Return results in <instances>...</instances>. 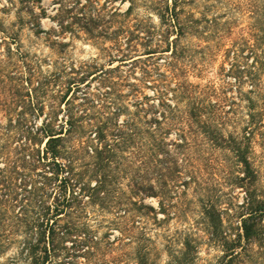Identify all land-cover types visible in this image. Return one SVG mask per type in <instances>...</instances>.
I'll use <instances>...</instances> for the list:
<instances>
[{
    "label": "rangeland",
    "instance_id": "374dc122",
    "mask_svg": "<svg viewBox=\"0 0 264 264\" xmlns=\"http://www.w3.org/2000/svg\"><path fill=\"white\" fill-rule=\"evenodd\" d=\"M31 1L27 9V0H11V3L0 0V264H29L23 222L35 218L46 204H51L48 224L53 220L54 226L65 222L84 224L87 230L79 232L75 239L73 235L63 240L64 253L45 264H136V254L146 250L149 264H167L169 236L176 229L190 228L197 229L196 236L202 238L199 261L214 263L221 253L220 247L209 243L201 231L204 220L199 198L209 194L210 188V195L219 196L223 205L242 201L243 189L232 177L240 170L232 152L208 146L209 154L202 160L205 165L198 161L202 167L200 185L196 189L191 184L186 194L173 198L178 206L171 209V214L178 213V218L172 216L167 222L157 224L150 213L137 208L141 194L138 197L132 193L133 174L137 177L142 173L140 169L134 171L140 161L132 148L121 153L118 168L108 170L112 191L104 200L97 197L91 201L82 194L80 186L86 181L90 185L95 182L91 176L93 160L79 146L84 145L93 125L108 124L107 128H111L114 122L131 114L148 118L153 112L158 114L163 102L186 108L189 102L186 94L193 88L196 96L200 94L205 100L236 97L240 103L228 115L236 123L228 120L221 128L225 137L232 134L240 141L249 101L240 99L237 90L248 92L252 84L244 79L237 86L231 68L233 51L228 53L226 48L235 34L245 38L241 67L253 66L260 80L258 87L263 90L262 0H177L180 21L187 27L176 40L177 28L168 27L169 22L160 17L166 4L171 7L173 0ZM130 4L131 13L118 23L93 27L92 13H103L107 18L111 7L124 12ZM229 18L233 20L231 33L224 27ZM117 27L132 32L133 47L123 44L127 37L121 32L119 45L114 42L112 31ZM162 34L168 35L169 50L160 48L151 54L144 53L146 47L155 43L165 49V42L160 41ZM256 105L262 106L260 102ZM224 107L228 109L229 103ZM23 108L25 114L20 113ZM69 114L76 120L78 131L64 134V147L57 158L64 170L56 165L49 169L42 163L47 160L38 163L28 159L27 130L39 128L50 118H55L56 124L63 123ZM167 116L163 136L165 142H172L179 134L173 124L182 115L171 111ZM34 137L31 147L39 148L42 153L45 138L40 133ZM192 155L196 154L192 152ZM249 156L259 172L256 185L262 188L264 150L258 142L252 144ZM71 157L72 173L76 174L72 177L66 172ZM119 197L138 201L132 205L136 223L129 220L116 225L123 210L116 207ZM68 202L71 206L67 214L59 218L50 215L54 204ZM143 202L158 207L157 197L146 196ZM231 219L228 213H222L224 227L231 225ZM124 225L131 228L132 241L120 239ZM32 231L35 233V229ZM85 234L93 240L85 242Z\"/></svg>",
    "mask_w": 264,
    "mask_h": 264
},
{
    "label": "trees",
    "instance_id": "16d2710c",
    "mask_svg": "<svg viewBox=\"0 0 264 264\" xmlns=\"http://www.w3.org/2000/svg\"><path fill=\"white\" fill-rule=\"evenodd\" d=\"M9 2L11 3V0ZM27 2L28 9L29 3L32 1L27 0ZM176 4L177 0H173L171 7L167 3L165 10L160 14L165 23L169 22L168 27L177 28L174 40L178 39L187 27L185 23L180 21ZM233 5L234 8H237V5ZM261 8L264 11V0H262ZM132 9V4L124 12L111 7V12L107 15V18H105L106 14L92 13L91 20L95 24L93 27H104L107 26L106 24H112V22L118 23L120 18L130 14ZM232 23V18L227 19L224 23L225 30L229 33L233 29ZM89 31L92 32L93 28H90ZM169 31L167 28L166 34ZM120 32L127 37L123 44H126L127 47L132 46V32L123 27H117L115 31H112L114 42L119 45ZM160 37H162L160 41L162 40L166 44L165 49L160 44L155 43L152 47H146L144 53L151 54L159 51L160 48L161 50H169L171 42L168 40V35L162 34ZM251 45V48H253L254 42ZM243 48H245V38L239 33L235 34V37L231 39L230 47L226 48L228 53L233 51L231 68L237 86L242 84L244 79H248L252 84V88L248 92L237 90L240 99L249 101V112L241 129L240 141H237L232 134L225 137L221 128L222 124H226L225 121L230 120L228 115L234 111L233 107L240 103L236 97L231 95L224 97L221 101L205 100L200 94L196 96L193 88V91L189 89V94H186L189 98L186 108L180 109L177 103L172 105L163 102L160 103L161 110L158 114L153 112L148 118L140 116L136 118L135 114H131L132 116H129V118L114 122L111 128H107L108 124L93 125L94 129H90L84 145L80 144L79 146L93 160L91 176L95 179V182L90 185L86 181L80 186L82 194L88 195L91 201H94L97 197L104 200L106 195L112 191L109 186L111 179H108L107 176L108 170L114 169V167L118 168L120 164L118 159L121 157V153L131 147L140 161L134 171L142 170V173L137 177L133 174L130 183L132 193L138 197L141 194L137 208L145 209L144 212L150 213L157 224L167 222L172 216L178 218V213L173 212L171 214V209L178 206L173 202V198L176 196L180 198L183 194H186L191 184H194L196 189L200 185L199 177L202 167L200 163L198 165V161L205 165L202 160L205 159L206 154H209L206 150L208 146H219L224 149V152H232V156L237 161V167L240 168L238 172L232 174V177L236 180V184L243 189L242 201L234 204L230 202L227 206L223 205L219 201V196L216 194L210 195V188L209 194L199 198L200 211L204 220L201 231L205 234L209 243L220 247L221 253L214 263L200 262L199 247L202 238L196 236L195 231L197 229L190 228L186 231L176 229L167 240L169 255L167 264H264V186L259 188L256 185L255 181L259 172L254 169L249 156L254 142H258L264 150V89L261 88L260 90L258 87L260 80L253 66L241 67L240 59L242 58ZM257 102H260L262 106L258 107ZM222 103H229V108L226 109L225 104ZM163 105L165 108H162ZM171 111L173 113L179 111L182 115L173 124L175 125V131H178L179 134L172 142H165L163 134L167 130V126H165L168 118L167 114ZM20 113L25 114L26 110L23 108ZM23 119L21 116V120ZM75 121L72 115L69 114L63 123L56 124L55 118H50L45 122L43 121L44 124L39 128L36 127L35 130L26 129L30 133V136L27 137L29 143L26 142L28 144L25 145L29 149L28 159L31 158L38 163L41 160H47V162H42L43 165L48 167L56 165L60 170H64L65 166L60 164L57 158L60 157L61 149L64 147L62 141L64 134L77 133L76 131H78ZM231 122L236 123L234 120ZM39 133L45 138L42 153L39 148L31 147V142L35 143L34 135ZM91 133H94L92 137H90ZM192 152L196 155L193 156ZM72 161L73 157L69 159L66 167V172L70 177L76 175L72 173ZM53 173L57 172L54 171ZM128 196L132 197L131 194ZM146 196L157 197L158 207L155 208L150 204H145L143 198ZM65 197L66 194H63V199ZM130 197L125 199L119 197L115 202L119 210L123 209L118 214L120 220L117 221L116 225H122L129 220H132V224L136 223L137 215L132 212V205H136L138 201L131 200ZM70 203L68 202L66 205L62 203L54 204L52 207L53 212L50 215L59 218L67 214V209L71 206ZM50 205H43L38 210L35 218L26 219L23 222L25 227L24 246L29 264H45L47 261L60 257L66 248L63 240L73 235H75V239L76 235H80V233L82 234L87 230V226L84 224L76 226L74 223L65 222L63 225L57 224V226H54L56 224L55 220H53V224H48ZM158 213H162L163 216H159ZM222 213H228L232 217L229 227L223 226ZM43 225L46 226L43 227ZM122 228L120 239L129 238L125 241H132L131 228L127 226L126 229L125 225ZM34 229L35 233L32 231ZM83 239L85 242L93 240L92 236H87V234L83 235ZM176 243H180V246H176ZM136 264H149L147 250L139 251L136 254Z\"/></svg>",
    "mask_w": 264,
    "mask_h": 264
}]
</instances>
